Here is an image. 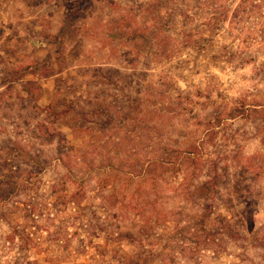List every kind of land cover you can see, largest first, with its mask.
<instances>
[{"label": "rangeland", "instance_id": "obj_1", "mask_svg": "<svg viewBox=\"0 0 264 264\" xmlns=\"http://www.w3.org/2000/svg\"><path fill=\"white\" fill-rule=\"evenodd\" d=\"M0 264H264V0H0Z\"/></svg>", "mask_w": 264, "mask_h": 264}]
</instances>
